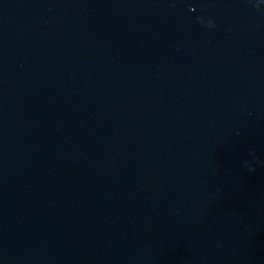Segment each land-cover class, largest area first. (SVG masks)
<instances>
[{"label":"water","instance_id":"obj_1","mask_svg":"<svg viewBox=\"0 0 264 264\" xmlns=\"http://www.w3.org/2000/svg\"><path fill=\"white\" fill-rule=\"evenodd\" d=\"M0 264H264V0H0Z\"/></svg>","mask_w":264,"mask_h":264}]
</instances>
